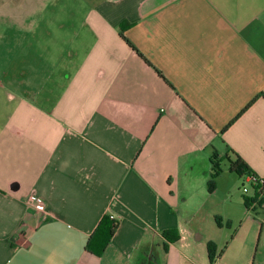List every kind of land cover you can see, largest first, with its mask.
<instances>
[{
  "label": "crops",
  "instance_id": "0c3cea01",
  "mask_svg": "<svg viewBox=\"0 0 264 264\" xmlns=\"http://www.w3.org/2000/svg\"><path fill=\"white\" fill-rule=\"evenodd\" d=\"M87 12L55 32L41 17L38 37L11 16L25 29L0 52V264H240L215 234L237 223L229 208L249 216L244 194L232 180L214 200L222 169L209 182L230 149L264 177V0ZM105 214L119 223L96 255L85 244Z\"/></svg>",
  "mask_w": 264,
  "mask_h": 264
},
{
  "label": "rangeland",
  "instance_id": "374dc122",
  "mask_svg": "<svg viewBox=\"0 0 264 264\" xmlns=\"http://www.w3.org/2000/svg\"><path fill=\"white\" fill-rule=\"evenodd\" d=\"M91 1L92 0H0V4L5 3V5H3V12L0 11V38L4 37L0 40V52L3 53L5 58H8L7 51L5 52L3 49L11 46V43L7 45L6 42L11 38L13 33L25 29L13 22L11 16L21 15L29 17V20L33 21L30 25L36 24V26L31 29L33 36L38 37V33L43 30V27L46 25L45 21L42 20L43 17L44 19H46V17L52 18L47 26L49 32L57 31L56 25L67 18L76 21L73 25V27H75L80 24L78 22L82 21V18L88 13L87 9ZM14 2H19L20 4L15 5ZM24 35L27 34L24 33L22 37ZM5 58L2 59V61L0 60V64L5 62ZM219 164V167L223 170V177L221 181H218L220 189L218 191V196L214 200H219L223 196L225 187L229 186L232 180H236L235 183L237 182L238 184L237 188L239 192L244 195H249L248 197L250 198L253 189L249 182L245 181L244 177L237 175L235 172L229 171L226 161ZM215 165L216 164L212 162L211 171H213ZM228 179L231 181L228 182ZM224 210H227L226 207L223 208V211ZM228 211V214L233 216L234 221L236 220L237 223H230L228 221V224H226L225 219H223L222 226L220 227L221 229L215 234V237L223 243L230 241V246L224 253L222 261L231 263L240 259V264H264V207L261 208L258 206L249 210L247 213L249 216L246 215V220L242 219L243 213L240 211L233 210V208H229ZM222 215H224L223 212ZM222 249H225V247Z\"/></svg>",
  "mask_w": 264,
  "mask_h": 264
},
{
  "label": "trees",
  "instance_id": "16d2710c",
  "mask_svg": "<svg viewBox=\"0 0 264 264\" xmlns=\"http://www.w3.org/2000/svg\"><path fill=\"white\" fill-rule=\"evenodd\" d=\"M126 42L132 49H134V51L140 57H142V59L145 61L146 64L151 65L150 62L128 40H126ZM155 71L159 75H161L157 69H155ZM229 152L234 156L233 159L229 160V165H228L229 171L235 172L237 175L242 176V177H245L246 175L256 176L253 170L247 165V163L240 156H238L231 149L229 150ZM215 164H216L215 168L212 171V179L209 182L210 185L213 184L214 177H216L221 171V168L217 165V163ZM261 182H263L264 184V177L261 178ZM243 199H244L245 207L248 209L250 198L244 195ZM262 202H264V198H262L259 203H262ZM118 221H119L118 219L113 218L110 215H107V214L103 215L98 225L96 226V228L93 230V232L87 239L86 244H85V249L93 254L100 255L105 250L110 238L115 232L118 226V223H119ZM168 233L170 232L167 231L164 233L165 237L167 238H169ZM207 250L209 253V260L210 262H212L213 256L215 253V247L212 242L207 243Z\"/></svg>",
  "mask_w": 264,
  "mask_h": 264
},
{
  "label": "built area",
  "instance_id": "2783aa9c",
  "mask_svg": "<svg viewBox=\"0 0 264 264\" xmlns=\"http://www.w3.org/2000/svg\"><path fill=\"white\" fill-rule=\"evenodd\" d=\"M245 181L249 182L253 189V193L250 196L249 207L248 210L254 209L256 207H262L263 202L259 203L262 198H264V184L261 182V178L259 176L253 175H246ZM244 190L246 191L245 187L243 186ZM27 204L30 208L38 212H45L46 210V203L45 201L36 195H29L27 198Z\"/></svg>",
  "mask_w": 264,
  "mask_h": 264
}]
</instances>
